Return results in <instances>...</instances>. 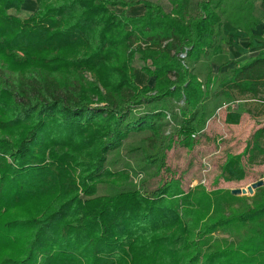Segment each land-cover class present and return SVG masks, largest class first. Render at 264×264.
<instances>
[{"label":"trees","instance_id":"1","mask_svg":"<svg viewBox=\"0 0 264 264\" xmlns=\"http://www.w3.org/2000/svg\"><path fill=\"white\" fill-rule=\"evenodd\" d=\"M161 1L35 0L22 19L26 0H0V264H264V186L252 198L185 191L166 164L175 139L193 148L219 102L264 103V57L211 68L224 23L256 25L252 0ZM138 5L143 15L126 13ZM134 40L128 61L150 62L153 85L100 79L112 49ZM143 132L145 161L169 176L151 193L106 167ZM252 139L226 156L222 178L241 180L245 156L264 159V128ZM100 185L118 191L98 196Z\"/></svg>","mask_w":264,"mask_h":264},{"label":"rangeland","instance_id":"2","mask_svg":"<svg viewBox=\"0 0 264 264\" xmlns=\"http://www.w3.org/2000/svg\"><path fill=\"white\" fill-rule=\"evenodd\" d=\"M26 1L27 8L24 11L14 12L22 19L28 18L32 14L33 9H30L29 6H35V0ZM150 1L160 2V0ZM163 5L166 6L164 2ZM139 43V40H134L132 43L124 42L112 49V55L109 56L110 61L107 62L105 68H111L112 72L102 73L103 71H101L98 73V77L108 80L110 83L112 81L117 83L118 79L113 76L118 75L119 82L132 87L135 91L146 85L152 86L154 78H150L143 72L145 67L150 66V62H142L136 53L132 56L131 61H128L129 54L135 50ZM204 69L203 67V71L199 70L202 76H204ZM87 76L88 78L92 77L89 73ZM238 101L240 102L237 103ZM212 106L213 103H210V107ZM216 107V110L210 112L211 116L206 122L203 133L194 139L193 148L184 147L175 139L172 149L167 152V167L173 177L181 182L185 191L197 185H203L208 191L217 189L246 191V194L240 196L252 198L255 196L256 190L249 192L248 189L253 184L264 183V159L258 158L249 163L248 156H245L243 159L244 173L241 180H225L221 177V167L228 154H242L247 145L253 141L254 134L264 128V103L251 97H236L230 102L221 101ZM170 109L173 112L178 111L175 105L170 106ZM230 112L240 114L241 119L237 125L226 123V116ZM168 131L174 133L175 125H172ZM149 135L147 132L131 135L120 148L109 153L106 163V167L113 172L126 171L129 174L130 181L125 184L126 186L139 188L146 193L156 190L161 183L169 178L163 172L156 175L155 168H152L142 155V150L148 151L146 138ZM117 191L112 186L100 185L98 196L113 195ZM224 237L226 236L217 234L215 239L221 240Z\"/></svg>","mask_w":264,"mask_h":264},{"label":"crops","instance_id":"3","mask_svg":"<svg viewBox=\"0 0 264 264\" xmlns=\"http://www.w3.org/2000/svg\"><path fill=\"white\" fill-rule=\"evenodd\" d=\"M166 6L168 1H163ZM160 0V4L163 5ZM36 5V4H35ZM252 16L256 20V25L241 23L236 27L231 23L222 25V36L218 45L222 53L211 58V68L214 74H223L226 71L245 64L256 58L264 57V0H252ZM35 10V6H29ZM117 11H124L118 8ZM129 16L137 17L144 13L143 5L125 9ZM230 38L232 42L227 44L225 40Z\"/></svg>","mask_w":264,"mask_h":264},{"label":"water","instance_id":"4","mask_svg":"<svg viewBox=\"0 0 264 264\" xmlns=\"http://www.w3.org/2000/svg\"><path fill=\"white\" fill-rule=\"evenodd\" d=\"M264 185L263 182H259V183H256V184H253L248 190L249 192H252L253 190H256L260 187H262ZM232 194L233 195H237V196H240L242 194H246V191H242V190H233L232 191Z\"/></svg>","mask_w":264,"mask_h":264},{"label":"built area","instance_id":"5","mask_svg":"<svg viewBox=\"0 0 264 264\" xmlns=\"http://www.w3.org/2000/svg\"><path fill=\"white\" fill-rule=\"evenodd\" d=\"M240 101H238L237 103H239Z\"/></svg>","mask_w":264,"mask_h":264}]
</instances>
